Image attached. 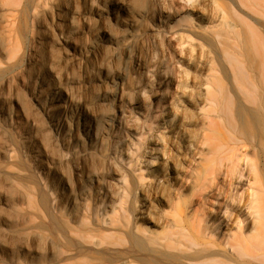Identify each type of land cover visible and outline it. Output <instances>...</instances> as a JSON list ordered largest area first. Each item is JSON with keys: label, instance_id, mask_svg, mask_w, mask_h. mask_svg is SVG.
Returning a JSON list of instances; mask_svg holds the SVG:
<instances>
[{"label": "rangeland", "instance_id": "rangeland-1", "mask_svg": "<svg viewBox=\"0 0 264 264\" xmlns=\"http://www.w3.org/2000/svg\"><path fill=\"white\" fill-rule=\"evenodd\" d=\"M133 1L125 10L114 0H0V264L59 257L65 246L47 230L50 217L76 226L81 202L87 225L110 243L122 236L111 229L114 221L137 233L177 222L217 248L237 234H257L264 161L254 146L238 143L208 93L211 79L230 84L229 62L188 29L226 30L239 54L240 30L264 37V10L249 0H188L179 16L172 0H148L143 8ZM99 8L107 10L105 21ZM116 17L130 23L120 26ZM107 30L118 34L115 43L103 36ZM173 33L182 37L172 42ZM114 52L117 65L105 69ZM61 92L54 123L42 106ZM94 115L99 140L81 130L84 123L90 130ZM40 220L45 229H28ZM93 247L75 240L69 262L89 258ZM111 247L109 257L134 262Z\"/></svg>", "mask_w": 264, "mask_h": 264}, {"label": "bare ground", "instance_id": "bare-ground-1", "mask_svg": "<svg viewBox=\"0 0 264 264\" xmlns=\"http://www.w3.org/2000/svg\"><path fill=\"white\" fill-rule=\"evenodd\" d=\"M157 1L161 4L164 0ZM249 1L257 8L264 10V0ZM128 2L129 0H114L113 5L123 6L127 10L124 6ZM133 2L139 8H143L148 4V0H134ZM187 2L188 0H172V7L179 16L186 13L189 9ZM99 12L102 20L105 21L107 10L99 8ZM115 19L120 26L130 23L120 17H116ZM192 35L209 39L217 48L220 55L229 62L230 69L226 71L230 84L225 86L224 83H219L217 79H211L206 83L208 93H210V97H212L218 109L225 117L227 125L236 133L238 143L254 146L258 151L261 162L262 160L264 161V37L257 34L252 37L249 36L247 30H240L238 35L241 39V48L238 54L235 42L232 41L234 37L226 30H204L190 27L188 29V36L191 37ZM103 36L113 43L118 40V34L115 31L107 30ZM180 37H182L181 34L173 33L170 36V41L176 42ZM242 38H246L244 45ZM99 46V43L94 44L91 52H95L94 50L98 49ZM180 47H182V44H180ZM118 60L116 52L112 53L106 61L105 69H107L109 64L115 67ZM109 73L107 71L106 80L108 84L113 81V75ZM98 81L101 85L105 84L101 78ZM42 88L37 97L39 103L44 93V87L42 86ZM190 92V89H184L185 94H190ZM65 97L66 93L61 92L56 95V98L49 105L42 106L46 113L53 118L54 123L59 122V120L55 122L56 119L54 117L56 116L55 114L62 110ZM110 97L111 93L105 90L103 101L107 107L112 106V103L110 104ZM181 110L186 111L187 105L183 104ZM105 117L108 118V115H105ZM100 119V116L94 115L90 130L88 131L85 123L82 124L81 130L89 138H97L99 140L101 136L97 134L96 128ZM131 123L136 128L135 134L139 133L141 127L135 115L131 118ZM77 134V131H75V136ZM135 134L132 135L133 138L137 137ZM77 169H80V167H77ZM262 187H264V180ZM73 203H77V200H74ZM88 212L86 203L81 202V207L75 221L77 227L67 226V222L63 218L57 221L55 218L50 217L51 221L50 225L47 226V230L59 239L60 243L65 246V249L59 257L49 260L47 264H121L120 260L108 256L109 252L113 251L111 246L118 249L119 254L123 256L128 255L133 259L134 262L131 261L130 264H203L204 262H208V260L215 261V264H264V205L261 203L255 206V215L259 220L257 234L250 237L242 233L237 234L228 243L229 247L225 246L224 248H217L199 241L197 236L190 234L184 226L177 222H172L168 230L160 233L151 231L137 233L124 224V222L118 221L115 223L116 221H114L111 229L117 230L116 234L122 236H119L118 243H110L100 230L87 225L86 218L88 217ZM45 225L46 223L40 220L38 223L29 226L28 229L43 230L45 229ZM95 225L100 227L105 226L98 220ZM101 237L103 240L96 241V239ZM75 240L82 245H94L93 252L88 254L89 258L83 261L77 260V262L70 263V260L75 259L73 257V249L70 248ZM54 251L52 250L53 255ZM136 251L138 252L137 254ZM231 252L237 255V259L229 257V253Z\"/></svg>", "mask_w": 264, "mask_h": 264}]
</instances>
